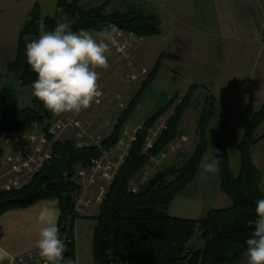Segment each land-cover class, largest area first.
<instances>
[{
    "label": "trees",
    "instance_id": "1",
    "mask_svg": "<svg viewBox=\"0 0 264 264\" xmlns=\"http://www.w3.org/2000/svg\"><path fill=\"white\" fill-rule=\"evenodd\" d=\"M110 2L85 6L82 0H58L52 15L41 16L35 7L19 31L16 55L6 68L21 86H32L37 74L26 60V44L38 39L40 32L52 31L63 9L71 19L73 31H99L109 23L121 31L139 37L161 33L159 19L140 11H110ZM28 37V40L25 37ZM163 54L148 73L137 94L121 113L110 132L99 142L80 145L75 139L56 138L48 133L54 115L36 97L30 105L14 108L5 99L0 102V169L5 154L2 140L19 132L47 133L50 157L20 188L0 190V216L14 209H26L36 203L57 199L60 210L58 224L64 227L60 239L65 243L62 264L76 256L75 222L79 218L95 221L92 252L95 264H239L248 260L246 240L254 232L256 201L264 198L260 188L262 172L252 158V147L261 138L255 132L264 121V104L256 110L252 100L242 110V137L238 143L240 171L234 174L227 148L228 113H225L215 149L220 153L219 186L231 204L210 209L202 218L173 216L169 205L196 178L200 162L208 150V128L216 113L217 97L207 86L192 84L188 91L175 93L137 128L128 154L107 185L94 216L82 215L77 209V198L83 185L78 174L81 168L90 169L104 151L118 143L128 119L139 105L144 93L157 77L163 65ZM203 87L205 96L197 118V141L184 163H171L154 173L145 182L134 186V180L153 158L159 157L181 136L183 116L196 91ZM161 131L150 143L151 130L168 112ZM61 158L66 170L58 173L51 165ZM136 188V190H134ZM252 221L253 224H249ZM199 231L203 245L190 241ZM4 235L0 227V241Z\"/></svg>",
    "mask_w": 264,
    "mask_h": 264
},
{
    "label": "rangeland",
    "instance_id": "2",
    "mask_svg": "<svg viewBox=\"0 0 264 264\" xmlns=\"http://www.w3.org/2000/svg\"><path fill=\"white\" fill-rule=\"evenodd\" d=\"M104 1L110 2V11H140L144 14L156 16L160 21L164 35L139 37L128 32L124 34L125 37L129 36L131 39V41L124 40V43H122L123 39L120 38L122 46H125L124 49L126 48L127 56L113 49L112 55L109 57L110 67L107 70L96 69L100 73L98 84L102 93L97 100L93 102L91 107L81 111L79 115L64 113L59 116H54L53 122L55 123L66 117H71L73 120L79 122V126L68 125L62 130H57L55 136L61 139H75L80 145L95 143L107 135L106 132H110L113 129L121 113L137 94L148 73L155 66L154 64H156L155 62H157V58H159L158 56H160L159 54L161 52L164 53L163 66L157 77L144 93L134 113L128 119L129 126L139 127L175 93H179L180 95L185 94L194 83L199 85L201 83L208 84L209 80H207V77L213 74L211 71L214 62L211 60L213 57L212 44L208 46V40L206 38L203 39V36L196 34L195 31L192 32L191 30L187 32V24L181 23V19L191 13L189 3L186 1L182 2V0H82V3L85 6H93ZM5 5H7V2L0 0V37L5 36V41H7L9 48L7 54H0V102L5 99L10 106L21 108L32 103L35 98L32 94L33 89L32 86H21L6 68V62L8 59H14L17 47L16 41L20 28L24 24V19L28 20L30 16L17 18ZM172 11L173 15L180 20L179 22L172 19ZM175 34L179 38L175 39ZM13 36L16 39L15 45L12 42ZM226 48L227 45L222 46L223 51ZM10 51H13L11 55ZM129 58L134 60L132 62L130 61L132 68L129 67L127 62ZM224 58H227L225 54H219L220 62L215 67L216 71H221L224 65ZM220 71L219 74L226 72ZM227 74H231V71ZM239 81L240 86H242L241 84H243L244 79H240ZM204 96L205 90L203 87H200L196 91L190 106L183 116L180 129L189 131L190 135H187L188 140L181 141L180 136L164 153L159 157L153 158L146 168L136 176L134 180L135 187L171 163H184L186 157L192 153L197 141V135L195 130H193V125L196 124ZM170 113L171 111L165 114L151 130L150 143L158 136ZM220 123L219 115H215L209 125V142L206 152L209 155H212L209 147L215 149L214 143L215 139H217V131ZM38 129V127L34 128V130ZM262 133H264V123L255 134L262 135ZM5 139L2 140V145L5 142L7 143ZM192 139L194 141L193 145ZM47 151L49 152V144L46 146ZM229 154L230 161L232 162V171L234 174H238L240 171L238 147L229 145ZM213 156L216 158L215 153H213ZM260 169L263 172L260 188L264 190V167L260 166ZM4 171H6V166L2 165L0 172L2 173ZM94 187H96V191L98 192L93 197L91 191ZM94 187L92 190H89V196L93 204L97 203V194L105 189V184L98 182ZM48 202L51 204L55 202L56 204L58 201L57 199H49ZM42 204L45 205L48 203ZM230 204V198L220 189L219 172L215 174L205 173L200 166L194 181L177 195L169 205L168 212L173 216L199 219L210 209L223 208ZM84 219L87 221H82L78 224V264H95L92 252L95 221L92 218ZM190 244L196 247L203 245V241L199 237V231L191 239ZM13 264L15 263L13 262ZM239 264H248V260H244Z\"/></svg>",
    "mask_w": 264,
    "mask_h": 264
},
{
    "label": "crops",
    "instance_id": "3",
    "mask_svg": "<svg viewBox=\"0 0 264 264\" xmlns=\"http://www.w3.org/2000/svg\"><path fill=\"white\" fill-rule=\"evenodd\" d=\"M57 1L58 0H5V2H7L5 6L10 9V12L17 18L21 16H24V18L25 16L29 17L31 11L35 7L39 8L42 16H46L54 14ZM185 1L189 3L191 13L184 16L181 19V23L187 24V32L191 30L192 32L195 31L196 34H201L203 39L206 38L208 40V46L212 44L213 57L211 60L214 62L211 71L213 74L207 77V80H209L208 84L201 83L200 85L209 87L217 97L218 101L215 115H219L221 120L217 131L218 134L225 113H228L227 148L229 150V145L238 147V143L242 137V110L247 106L250 100H252L256 110L261 108L264 104V0H182V2ZM171 15L172 19L177 22L180 21L173 15V11ZM24 20L25 23L27 19ZM126 33L125 31H121L120 38L123 39L122 43H124V40L131 41L129 36H124ZM161 35H164L162 29L161 33L155 36ZM175 35V39L179 38L177 34ZM15 41V36H13L12 42L14 45ZM16 42H18V37ZM223 45H227L225 51L222 50ZM8 49L5 36L0 37V54H7ZM222 53L225 54L227 58L223 60L224 68L222 67L221 71H219L226 72L219 74V71H216L215 67L219 64V54ZM160 54H163L164 57L163 52ZM9 60L11 61V59H8V61ZM132 60V58L128 59V65ZM229 71H231V74H227ZM240 79H244L243 84H241L243 89L239 83ZM263 123L264 122L260 124L255 133L259 131ZM127 124L130 125L128 121ZM192 124L194 123L192 122ZM196 129L197 121L196 124L193 125L195 133ZM187 135H190L189 131H183L181 129V141H187ZM255 136L261 139L252 147V158L255 165L260 169V166L264 167V133H262V135L255 134ZM5 140L7 143L5 142L3 147L5 148V152H7L9 149V142L7 137ZM193 142L192 139V145ZM216 142L217 139H215L214 146H216ZM92 191L91 194L94 197L98 191H96V187H94ZM41 203L48 204L41 205ZM49 203L48 200H43L26 209H14L1 215L0 227L3 228L4 235L0 241V248L7 251L11 257L36 249L35 243L39 239L40 229V225L37 222V215L41 207L48 206L57 208L59 219L60 210L58 202L56 204L55 202L52 204ZM99 204L100 203H94L89 208H83L80 213L82 215L94 216L99 211ZM82 221L87 220L79 218L75 222L76 256L74 259L68 261L67 264L79 263L77 248L79 238L78 224ZM0 264H13V262L12 260L5 259L0 261Z\"/></svg>",
    "mask_w": 264,
    "mask_h": 264
},
{
    "label": "clouds",
    "instance_id": "4",
    "mask_svg": "<svg viewBox=\"0 0 264 264\" xmlns=\"http://www.w3.org/2000/svg\"><path fill=\"white\" fill-rule=\"evenodd\" d=\"M52 31H41L38 39L26 44V60L37 74L32 83L33 96L42 102L54 116L64 113L79 115L91 107L102 94L96 69L107 70L113 49L127 56L121 44V29L109 23L99 31H73L75 20L63 9ZM28 40V37H25ZM129 67L132 68L131 63ZM134 70V69H133ZM212 155L205 154L200 162L205 173L219 172L220 153L209 147ZM213 153L216 154L214 158ZM254 232L246 240L248 264H264V198L256 201ZM39 239L35 243L38 256L34 264H62L65 243L60 239L58 209L43 206L37 215ZM249 224H253L249 221ZM13 258L0 248V261Z\"/></svg>",
    "mask_w": 264,
    "mask_h": 264
},
{
    "label": "built area",
    "instance_id": "5",
    "mask_svg": "<svg viewBox=\"0 0 264 264\" xmlns=\"http://www.w3.org/2000/svg\"><path fill=\"white\" fill-rule=\"evenodd\" d=\"M68 125L79 126V122L73 120L71 117L63 118L56 123L54 122L48 133L55 134L57 130H62ZM137 128L129 125L126 126L114 148L104 151L94 161V165L90 169L81 168L79 170L78 174L82 181L83 189L77 198L76 209L78 211L93 205V201L89 196V190L96 183H104L106 189L107 185L112 182L118 168L129 152ZM8 142L9 149L1 159V166L5 165L6 171L0 172V190L22 187L32 177L34 172L41 167L43 162L50 157V153L46 152V146L48 145L46 132L38 130L19 132L8 136ZM105 189L97 194V203L101 202ZM37 256L38 250H30L12 257V261L15 264H34ZM41 264H43V261H41Z\"/></svg>",
    "mask_w": 264,
    "mask_h": 264
},
{
    "label": "water",
    "instance_id": "6",
    "mask_svg": "<svg viewBox=\"0 0 264 264\" xmlns=\"http://www.w3.org/2000/svg\"><path fill=\"white\" fill-rule=\"evenodd\" d=\"M52 167L58 172V173H64L66 170V165L64 161L61 158H54L51 162ZM60 228V233L63 234L64 232V227L62 226V222L58 224Z\"/></svg>",
    "mask_w": 264,
    "mask_h": 264
}]
</instances>
